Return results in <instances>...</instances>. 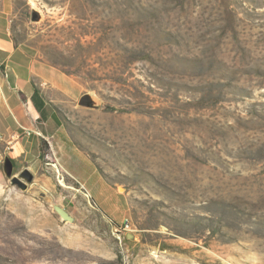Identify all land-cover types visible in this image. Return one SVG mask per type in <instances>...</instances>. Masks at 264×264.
<instances>
[{
  "label": "rangeland",
  "instance_id": "obj_1",
  "mask_svg": "<svg viewBox=\"0 0 264 264\" xmlns=\"http://www.w3.org/2000/svg\"><path fill=\"white\" fill-rule=\"evenodd\" d=\"M9 1L62 78L36 80L41 161L74 220L8 209L3 177L0 264H264V0Z\"/></svg>",
  "mask_w": 264,
  "mask_h": 264
},
{
  "label": "crops",
  "instance_id": "obj_2",
  "mask_svg": "<svg viewBox=\"0 0 264 264\" xmlns=\"http://www.w3.org/2000/svg\"><path fill=\"white\" fill-rule=\"evenodd\" d=\"M11 7L9 0H0V193L4 188L2 179L8 177L4 171L5 159L10 158L15 172L28 168L34 179L26 190L5 185L6 189L3 190L8 209L25 210L30 214L27 218L44 222L60 203L57 199L58 182L54 173L57 166L48 167L41 161L42 138L38 132H41V113L47 103L36 80L43 75L54 79L62 78L55 70L37 64L22 45L16 43L11 27ZM26 130H31L32 133L27 135ZM64 168L93 199L91 189L85 181L66 166ZM94 173H98L95 166L87 174ZM103 183L106 196L122 205L118 190L107 182ZM100 210L102 211L101 208ZM40 228L39 225L38 229ZM78 237L66 232L63 242L66 247H79Z\"/></svg>",
  "mask_w": 264,
  "mask_h": 264
},
{
  "label": "water",
  "instance_id": "obj_3",
  "mask_svg": "<svg viewBox=\"0 0 264 264\" xmlns=\"http://www.w3.org/2000/svg\"><path fill=\"white\" fill-rule=\"evenodd\" d=\"M81 104L89 105L90 100L87 96H83L81 99ZM4 171L6 175L11 178L13 184L17 185L20 189L26 190L28 188L29 183H31L34 179L33 173L28 169H23L18 175L14 173V164L10 158L5 159ZM55 210L59 213V215L65 219L73 221L74 217L62 206L57 205ZM128 237H133V234L128 235Z\"/></svg>",
  "mask_w": 264,
  "mask_h": 264
},
{
  "label": "built area",
  "instance_id": "obj_4",
  "mask_svg": "<svg viewBox=\"0 0 264 264\" xmlns=\"http://www.w3.org/2000/svg\"><path fill=\"white\" fill-rule=\"evenodd\" d=\"M27 135H30L32 132L31 130H26L25 132ZM39 135H41V132H38ZM119 231V234H123L124 236L130 235V232L133 230L131 223L124 222L121 226L117 228Z\"/></svg>",
  "mask_w": 264,
  "mask_h": 264
},
{
  "label": "bare ground",
  "instance_id": "obj_5",
  "mask_svg": "<svg viewBox=\"0 0 264 264\" xmlns=\"http://www.w3.org/2000/svg\"><path fill=\"white\" fill-rule=\"evenodd\" d=\"M62 180V179H61Z\"/></svg>",
  "mask_w": 264,
  "mask_h": 264
}]
</instances>
